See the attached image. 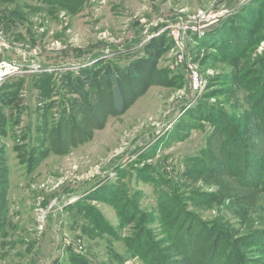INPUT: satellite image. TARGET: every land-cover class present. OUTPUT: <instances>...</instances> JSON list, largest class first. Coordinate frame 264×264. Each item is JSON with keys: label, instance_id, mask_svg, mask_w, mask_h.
<instances>
[{"label": "rangeland", "instance_id": "374dc122", "mask_svg": "<svg viewBox=\"0 0 264 264\" xmlns=\"http://www.w3.org/2000/svg\"><path fill=\"white\" fill-rule=\"evenodd\" d=\"M4 60L0 264H264V0H0Z\"/></svg>", "mask_w": 264, "mask_h": 264}, {"label": "trees", "instance_id": "16d2710c", "mask_svg": "<svg viewBox=\"0 0 264 264\" xmlns=\"http://www.w3.org/2000/svg\"><path fill=\"white\" fill-rule=\"evenodd\" d=\"M162 42L160 40L152 41L147 45L146 53L148 60H152L153 62H156L160 56L162 55ZM135 69V68H134ZM113 93L115 94V98L118 101L120 98L118 96V91L116 90V87L113 90ZM25 146H17L16 150L19 152V157L23 164H27L29 167H32L35 162L37 161L36 153H27L25 151ZM7 167L5 165L4 157L0 155V181L4 182L3 178L6 176ZM5 191L0 190V209L2 204L5 200Z\"/></svg>", "mask_w": 264, "mask_h": 264}, {"label": "built area", "instance_id": "2783aa9c", "mask_svg": "<svg viewBox=\"0 0 264 264\" xmlns=\"http://www.w3.org/2000/svg\"><path fill=\"white\" fill-rule=\"evenodd\" d=\"M22 72V65L13 61L0 62V85L10 76H15ZM194 83L198 84L197 74H194Z\"/></svg>", "mask_w": 264, "mask_h": 264}]
</instances>
